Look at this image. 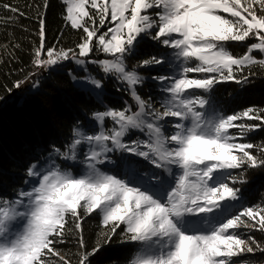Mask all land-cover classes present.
<instances>
[{"label":"snow or ice","instance_id":"1","mask_svg":"<svg viewBox=\"0 0 264 264\" xmlns=\"http://www.w3.org/2000/svg\"><path fill=\"white\" fill-rule=\"evenodd\" d=\"M62 3L65 24L82 30L80 42L76 49L46 48V21L38 8L33 67L47 70L69 59L78 65L97 63L106 76L126 85L137 110L94 112L99 132L73 128L65 151L55 148L43 167L27 168L26 175L35 181L29 190L17 192L14 199L0 197V264H72L57 248L66 243L67 234L79 246L77 264H92L91 258L117 235L121 244L136 246L127 264H247L233 258L264 253V245L236 231L244 227L264 233V205L234 211L242 199L241 189L234 185L248 182L247 170L264 168V143L243 142L249 133L264 129V107L225 115L212 96L217 84L247 83L245 69L249 75L254 66L264 69V0ZM2 7L25 15L13 5ZM41 7L46 10L48 0ZM145 36L172 52L139 59ZM253 39L243 55H233L227 47L229 42ZM94 48L111 59L86 60ZM129 56L137 58L131 69L126 64ZM165 64L174 65V71L151 76L162 94L158 110L151 99L138 94L137 86L146 80L138 69ZM84 84L103 87L94 77ZM93 94L102 103V93ZM108 119L113 127L104 130ZM132 130L147 139L125 143ZM82 145L88 150L78 159ZM110 152H120V160H111ZM52 157L83 165V174L62 170ZM143 161L162 172L146 168ZM106 164H115L120 174L98 167ZM233 170L240 172L233 175ZM93 214L102 231L89 249L83 224Z\"/></svg>","mask_w":264,"mask_h":264},{"label":"trees","instance_id":"2","mask_svg":"<svg viewBox=\"0 0 264 264\" xmlns=\"http://www.w3.org/2000/svg\"><path fill=\"white\" fill-rule=\"evenodd\" d=\"M5 4L17 7L25 15L19 16L8 12L2 7ZM42 4L43 0H0V197L7 199L16 198L17 192L28 187L29 177L26 172L30 165L37 164L38 167L45 165L49 153L55 148L66 150L67 145L71 143L73 128H80L86 134L97 133L98 127L92 119L94 112L109 108L122 110L125 107L137 110L126 85L115 76L105 77L100 68L89 67V70L92 71V77L102 82V88L106 91L102 96V103L77 87L73 83L72 75L82 76L83 72L77 71L70 59L52 67L46 77L38 81L39 86L35 90H32L31 86L27 90L15 92L16 88L13 85L28 78L34 68L33 49L39 44L38 8L45 16L46 48L76 49L80 42L82 30L72 29L63 20L65 5L62 1L48 0L46 10L41 7ZM9 17L12 19L9 20ZM105 30L106 28L101 31ZM253 42L254 39L229 42L227 47L233 55L239 56L243 55L247 45ZM159 51L171 53V49L157 46L151 39L143 40L138 48V52L141 53L138 58L145 59L149 54H158ZM103 57L104 55L94 48L89 58ZM257 58H260L258 54ZM136 63L137 58L129 56L126 59L129 69ZM173 70L174 65L169 67L165 64L163 67L157 65L151 69H138V72L153 76L169 74L168 71ZM251 72L254 74L249 75L248 69L244 71V75L248 76L247 83L236 84L229 81L215 86L212 96L220 112L227 115L250 106L264 107V69L254 66ZM137 90L143 99H151L154 106H159L162 94L156 82L149 79L142 88L137 87ZM104 127L106 130L111 129L113 122L110 119L106 120ZM137 139L146 140L147 137L138 130H132L124 138V142L130 143ZM243 142L264 143V129L249 133ZM251 151L258 155L255 149ZM129 155L126 153L124 156ZM52 158L62 169H70L59 157ZM113 158V161H119L121 156ZM142 163L146 168L150 166L149 168L153 169L146 161ZM70 164L68 166L73 168L74 164ZM117 169L114 165V170ZM108 170L111 171V168ZM239 172L240 170H233V175H238ZM245 178L247 183L234 185L241 189L242 194L241 201L234 209L236 212L243 207L264 205V168L247 170ZM83 228L84 238L90 249L102 231L99 217L95 214L87 217ZM243 230L245 232L241 234L245 239L251 236L264 245V233L250 228ZM117 231L119 233L120 229ZM120 239V235L114 236L111 244L106 245L98 255L91 258L92 264H127L136 246L121 244ZM57 248L61 255L67 254L72 264H77V253L80 249L72 234H67L66 243L57 245ZM241 258L247 264H264V253H245Z\"/></svg>","mask_w":264,"mask_h":264},{"label":"rangeland","instance_id":"3","mask_svg":"<svg viewBox=\"0 0 264 264\" xmlns=\"http://www.w3.org/2000/svg\"><path fill=\"white\" fill-rule=\"evenodd\" d=\"M62 1V0H61ZM151 11V10H150ZM148 39H150V37H147V36H145L144 38H143V40H148ZM171 52H172V50H171ZM100 53L102 54V55H104V57L102 58V59H92V58H89L90 57V55H91V53L89 54V56L87 57V58H85L86 60H88V61H99V60H103V59H111V57H107V56H105V54L103 53V52H101L100 51ZM70 62H72L73 64H74V66H75V69L77 70V71H79V72H83V75L82 76H77V75H72V80H73V83L77 86V87H79V88H81V89H83V90H85L86 92H88L89 94H91L94 98H96L97 99V97L93 94L94 92H101L102 93V96L103 95H105L106 94V91L102 88V89H92V87L90 88V87H88L87 85H85L84 84V81L88 78V77H92L91 75H92V71L91 70H89V67L90 68H98L99 69V66H98V64L97 63H85L84 65H78V64H76L75 63V61H73V60H69ZM54 67V66H53ZM50 70H51V68H49V72H50ZM170 71V70H169ZM168 71V73H171V72H169ZM174 71V70H173ZM40 72V69H36V68H33V71H32V78H33V80H30V79H25V80H23V83L21 84V86L19 87V88H16V91L15 92H18V91H22V90H27L28 88H30L31 86H32V90H35L37 87L35 86L37 83H38V81H40L41 79H43V78H45L46 76H42V74L41 73H39ZM102 72V71H101ZM34 73V74H33ZM40 75V76H39ZM105 77H107L105 74H103ZM140 75H142V76H145L146 77V80H145V82L146 81H148L149 79L151 80V75H149V74H147V73H140ZM73 77H75L76 79H73ZM97 79V78H96ZM137 87H141L142 88V85H138ZM86 89H92V92H89V91H87ZM154 106V105H153ZM156 109H158L159 110V107H160V105L159 106H154ZM169 121H171L173 118H167ZM95 124L97 125V127H98V131L97 132H99L100 131V125L97 123V122H95ZM104 130H106L105 129V127H104ZM172 129L169 127L168 128V131H171ZM234 131V130H233ZM88 150V145H82V146H80V149L78 150V159H83L84 158V153L86 152ZM108 155V157L112 160V159H114L113 158V156H117V157H120L122 154L120 153V152H110V153H108L107 154ZM123 155H126V153H124ZM69 163H71V162H65V166L67 167V168H70V169H62V170H66V171H71L72 173H73V175H81V174H83V172H84V167H83V165H80V164H76V165H73V168H71L72 166H68V164ZM72 164V163H71ZM70 164V165H71ZM114 165L115 164H106V165H99L98 167H100V169L102 170V171H107V172H111L112 171V173H117V174H120V169H117V171H115L114 170ZM44 166V164H42L41 166H39V167H43ZM150 166H148V169H150L149 168ZM153 167V166H152ZM111 168V171H109L108 169H110ZM154 169V168H153ZM152 169V170H153ZM155 171H159V172H162V170H159V169H154ZM163 175L165 176V178H167V173H163ZM35 183V181L34 180H32L31 178H29V184H28V187H26V188H24V190H29L32 186H33V184ZM245 220H247V218L245 217L244 218ZM244 227H241V228H239V229H237L236 231H237V233L239 234V235H241L242 236V238H244V236L241 234V233H243V232H245L244 230ZM245 239V238H244ZM234 260H237V261H240V260H242V258H241V256L240 257H236V258H233Z\"/></svg>","mask_w":264,"mask_h":264},{"label":"bare ground","instance_id":"4","mask_svg":"<svg viewBox=\"0 0 264 264\" xmlns=\"http://www.w3.org/2000/svg\"><path fill=\"white\" fill-rule=\"evenodd\" d=\"M39 73H41L42 76H46L49 73V69L47 71H40ZM27 79L33 80V78H32V72H31V75H29Z\"/></svg>","mask_w":264,"mask_h":264},{"label":"built area","instance_id":"5","mask_svg":"<svg viewBox=\"0 0 264 264\" xmlns=\"http://www.w3.org/2000/svg\"><path fill=\"white\" fill-rule=\"evenodd\" d=\"M48 70V69H47ZM47 70H45V69H41L40 71H47Z\"/></svg>","mask_w":264,"mask_h":264}]
</instances>
